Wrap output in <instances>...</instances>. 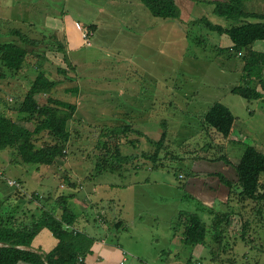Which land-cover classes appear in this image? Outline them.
<instances>
[{
  "label": "rangeland",
  "instance_id": "obj_1",
  "mask_svg": "<svg viewBox=\"0 0 264 264\" xmlns=\"http://www.w3.org/2000/svg\"><path fill=\"white\" fill-rule=\"evenodd\" d=\"M175 1L181 13L177 21L153 17L140 0H0V43L21 44L14 30L42 43L29 48L31 53L21 71L0 82V113L18 119L16 108L40 70L60 82L52 98L77 106L69 124L71 141L64 149L65 156L53 166L25 165L15 150L0 152V172L6 178V182L0 180V185L8 186L0 203L14 206V210L19 206L21 217L25 219L27 214L29 220L40 211L56 209L59 216L61 209L56 200L72 197L74 205L69 207L77 221L67 228L87 237L88 242L92 238L96 242L97 237L103 241L97 234L106 211L99 209L100 204H90L89 198L93 187L88 179L98 177L132 188H118L114 194L126 202L123 213L128 218L124 214L121 219L128 225L121 226L118 233L114 223L108 224L109 243L115 244L120 255L126 254V262L117 254L116 261L103 264H264V202L241 204L239 191L225 182H221L219 191L230 201L224 196L220 209L233 213V225L222 248L215 242L212 217L206 211L199 212L208 225L205 247L189 248L175 239L181 237V232L175 231L179 212H197V203L190 198V185L187 189L192 177L211 180L213 174H220L218 169L229 168L220 157L227 154L231 159H240L244 151V145H233L203 126L202 118L209 107L215 103L232 107L240 117L241 128H251L254 136H264V115L260 114L264 113V98L263 102H249L229 91L244 85L240 80L245 64L242 55L228 50L221 53L230 48V38L210 31L204 22L195 23L207 18L228 27L229 23L213 12L212 2L216 0ZM245 9L264 13V0L246 2ZM66 15L75 20V25L88 29L97 26L90 45L82 40L81 48L72 54L59 52L53 32L41 26L48 17L65 19ZM257 48L264 51V43ZM48 96L42 98L43 103ZM239 102L246 104L248 111L234 106ZM127 125L132 126V132L121 138V150L132 159L126 165L114 164L111 157L119 142L104 134ZM28 127L33 129L32 125ZM163 133L167 139L159 159H148L158 152L154 142H159ZM34 139L37 148L54 144L48 133ZM104 142L107 147L102 145ZM195 165L201 169L197 171ZM99 166L106 172H100ZM9 181L16 185H9ZM201 189L200 185L196 192ZM17 191L38 195L33 210L25 205V199H14ZM53 241V246L49 240L42 243L46 246L36 243L39 253H48L58 243ZM212 249L217 250L216 259Z\"/></svg>",
  "mask_w": 264,
  "mask_h": 264
},
{
  "label": "trees",
  "instance_id": "obj_2",
  "mask_svg": "<svg viewBox=\"0 0 264 264\" xmlns=\"http://www.w3.org/2000/svg\"><path fill=\"white\" fill-rule=\"evenodd\" d=\"M140 1L153 17L172 21L180 19L181 13L175 0ZM250 1L216 0L212 2L215 5L213 10L215 16L228 22V27L214 24L207 18L197 20L195 23L204 22L210 31L227 35L230 38L232 47L220 50L221 53L228 50L234 55H242L245 63L243 68L244 85L235 86L230 91L252 102L264 98V53L254 50L255 43L264 41V13L246 10L245 3ZM93 28L94 26H91L92 30H94ZM12 33L21 39V44L17 42L0 43V66L2 67L0 82L21 71L31 53L29 48L42 44L31 39L21 30H14ZM90 34H92L91 31ZM53 38L59 45L58 51L64 53L66 49L61 42L54 35ZM59 85L60 82L51 80L45 71L40 70L25 98L16 108L19 114L18 119L13 120L0 113V152L8 149L15 150L21 159V163L36 167L53 166L57 159L65 156L64 149L71 141L69 124L77 113V106L52 98L51 93ZM259 87L263 90L262 92ZM74 91L73 93H78V90ZM45 96L48 97L43 103L42 98ZM235 122L236 117L221 103L212 105L202 118L203 126L207 130L215 131L225 141H229L231 138ZM29 125H32V130L29 129ZM110 131V134L108 131L104 134L105 137L107 135L117 143L119 142L117 146H114L115 149L112 154L114 156L111 159H114V164H128L132 156L123 154L121 150L123 145L120 141L121 138H127V135L132 132V126L113 128ZM42 133H48L54 138V144L37 148L34 138ZM166 139L167 135L163 133L161 140L154 142L158 145V152L156 153V150L153 155H150V160L159 159L160 151H162ZM105 144L104 142L102 145ZM244 147L240 161L233 166L237 173V182H232L224 176H220V179L230 185L234 191H239L238 198L241 204L248 201L261 203L264 202V153L250 145ZM219 160L231 164L225 156L220 157ZM103 170L102 166H99V171ZM111 172L116 173L117 169H112ZM0 180L6 182L4 174ZM28 195L17 191L14 199H25L23 201L27 202L25 203L27 206L36 205L39 202L37 194L29 195L30 198ZM72 199V197H60L56 200L57 204L60 205L59 209H61L60 218L55 209L32 214L30 221L27 220V214H24L25 219L21 217L18 212L19 206L14 210V206L9 208L0 203V264H86L85 257L91 253L95 240L92 238L88 242L85 240L87 237L67 228V226L74 227L77 221V215L69 207ZM3 209L7 211L1 212ZM196 210V213L181 211L176 217L175 231L181 232L182 243L193 249L197 246L207 245L208 225L199 214V212L206 211L212 217L211 231L215 242L220 243L219 246L222 248L226 234L233 225V213L225 212L220 208L215 211V208L209 209L203 205H199ZM45 229L58 242L57 245L48 253L30 250L36 238ZM216 253L217 250H211V255L215 259L217 258Z\"/></svg>",
  "mask_w": 264,
  "mask_h": 264
},
{
  "label": "crops",
  "instance_id": "obj_3",
  "mask_svg": "<svg viewBox=\"0 0 264 264\" xmlns=\"http://www.w3.org/2000/svg\"><path fill=\"white\" fill-rule=\"evenodd\" d=\"M18 3L21 5L22 2H18ZM41 26L46 31L53 32V35L55 37H57V39L59 41H61V44L65 45L66 51L68 53H71V54L73 52H78V50L81 48L82 40L84 42L83 30H88L89 32L90 31L96 32V30H97L96 25H92V26H94V28H93L94 30H92L90 28L88 29L87 26H81L80 24L75 25V20H72L69 15H66L65 19H58L56 17H48L47 20ZM93 36H95L94 33H92V37ZM61 39H63V40H61ZM263 43H264V41H259V42L255 43L254 50L257 52L264 53V51H260L257 48V46L262 45ZM84 44L85 43H83V45ZM229 44H230V47H232V42H229ZM242 72H244L243 69H242ZM47 77H49L48 74H47ZM240 80H242V81L244 80L243 75L240 76ZM236 86H238V85H236ZM230 90L231 89H229V91ZM259 90H260V87H259ZM261 91H263V90L261 89ZM262 100H259V102H263ZM239 103H237L234 106L236 108L238 107L239 109L244 108L248 111L246 104H243V102H241L240 104ZM259 105H263V104H259ZM227 108L236 117V122L234 124L233 133H232L229 141L233 145L240 143L241 145H244V146H246V145L253 146L256 149H258L260 152L264 153V136H261V135L260 136H254L253 132L249 131V129L252 131L251 128H245V129L241 128L239 126L240 125L239 124L240 123V117H237L235 115L232 107H227ZM209 109H210V107H209ZM260 114L264 115V113L262 111H260ZM254 116L256 117V113H254ZM250 123H252V122H250ZM262 129H264V126H261V130ZM253 130L257 132V129H253ZM248 142H250V144H248ZM244 149H245V147H244ZM243 152H242V154H243ZM145 154H147V153H145ZM225 155H226L225 157L228 158L229 161L231 162V164L225 163L226 166H229L228 169H224V170L218 169V172L220 174H217V175L213 174V176H212L213 178L210 177L211 180H200L199 177H197L196 179H194V177H192L193 180H191V184H188L187 189L190 185L189 188L192 191L190 196L197 203V207H198V203H199L200 205H203L207 208H209V207L210 208H216V207L221 208L222 207L221 202L224 199V196L227 198L226 201L227 200L230 201L229 197H227L226 194L223 195L222 192L219 191L220 190V184L222 182L220 179V176H224L225 178L229 179L232 182H237V173H236L235 169L233 168V166L236 165L240 161L241 157H240V159H231L227 154H225ZM148 159H150L149 156H148ZM201 159H202V161H204L207 158H201ZM207 161H208V163H214V162H210L208 159L205 160V162H207ZM217 162L219 163V160ZM221 162H223V161H221ZM211 165H213V164H211ZM191 167H193V166H191ZM195 168L197 169V171L201 169V168H197L196 165H195ZM149 170L151 171L152 169L149 168L148 171ZM103 174H105V173H103ZM103 174H101L100 176H103ZM98 179H99L98 177L93 178V176L88 179L89 186L93 187V191H92L93 195H91L89 198H90V204H96V203L100 204L99 209H104V211H106L104 219L102 221H100V226H102L100 229V232L102 231L101 234L105 233L104 234L105 237L102 238V236H100L101 234H99L100 233L99 232L97 234V236H99L103 240V241H101L95 234H90L93 237L94 236L97 237V241L92 246L91 254H89L88 257L86 258V261H85L86 264H103L104 261H107V262H109L110 260L116 261V255L117 254L120 255L119 252H121V251L116 249L115 244L111 245L109 243V239H110L109 237L110 236L108 235V233H109L108 224L114 223L118 229V233L120 231L119 228H121V226L126 227L128 225L127 220L121 219V217L126 213V212L123 213L124 212L123 208H124V206H126V202L124 199L122 200L119 196H116L114 194L116 191H118V188H122V190H125L127 188H130V189H132V188L130 187V185H123L121 187V185H119V184L107 182V181H103V180H98ZM216 180L219 181L220 183L216 184V182H215ZM214 182L216 185L214 184L212 187L211 183H214ZM192 184H193V186H192ZM200 185H201L202 189L200 191L196 192L199 189ZM3 186L0 185V199L1 200H2L1 196H4V193L6 191H8L7 189H5L8 186H6L5 184ZM100 191H107V192H110V194L108 195L106 193V195H102V193ZM208 191L211 192L212 194L208 195L207 194ZM71 205H74L73 199L70 202V206ZM35 206L36 205L31 204L30 210H33V208ZM92 211H94V210H92ZM125 218L126 219L128 218L126 216V214H125ZM175 221H176V219H175ZM174 236H175V234H174ZM175 239H180L182 242V239L180 236H177ZM47 240H49L51 242V246L54 245L53 240H55V239L52 237L51 233L47 229H45L39 234V237H37L36 240L34 241L33 246H32V248L34 247L33 251L39 252L40 247L36 246V243L41 242L40 244H42L43 242H47ZM104 240H107L106 244H105ZM42 245L46 246L45 244H42ZM199 247H205V246H197L195 249H199ZM53 248H51V250ZM51 250H49V251H51ZM120 256H123L124 261L126 262V254L123 253V255H120ZM22 264H24V263H22Z\"/></svg>",
  "mask_w": 264,
  "mask_h": 264
},
{
  "label": "built area",
  "instance_id": "obj_4",
  "mask_svg": "<svg viewBox=\"0 0 264 264\" xmlns=\"http://www.w3.org/2000/svg\"><path fill=\"white\" fill-rule=\"evenodd\" d=\"M92 36V34H90V32L88 30H83V38H84V41L87 45H90V37ZM2 173L0 172V177H2ZM9 185L11 186H15L16 184L14 182H11L9 181L8 182Z\"/></svg>",
  "mask_w": 264,
  "mask_h": 264
}]
</instances>
